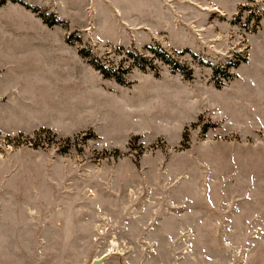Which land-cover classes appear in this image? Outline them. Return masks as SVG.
<instances>
[{
  "label": "rangeland",
  "instance_id": "374dc122",
  "mask_svg": "<svg viewBox=\"0 0 264 264\" xmlns=\"http://www.w3.org/2000/svg\"><path fill=\"white\" fill-rule=\"evenodd\" d=\"M263 22L264 0H0V70L53 79L0 97V264H264Z\"/></svg>",
  "mask_w": 264,
  "mask_h": 264
},
{
  "label": "crops",
  "instance_id": "0c3cea01",
  "mask_svg": "<svg viewBox=\"0 0 264 264\" xmlns=\"http://www.w3.org/2000/svg\"><path fill=\"white\" fill-rule=\"evenodd\" d=\"M263 26H264V22H263L262 28H263ZM3 38L6 40V42H3V45L8 46V48H7L8 50L5 51L7 55H10V54L23 55L24 54V53L23 54L19 53L20 51L19 50L16 51L14 49V47H13L15 44H17L20 41H12L11 40L12 37L8 38V37H4L3 36ZM24 67L21 66L19 68H15L14 66L9 65V66L2 67L3 69L0 70V97L8 95V100L10 101V103H16L17 101H20L19 98H21V97L19 96V93H21L22 90H23V89H21V82H20L22 80L32 79V80L35 81V83L40 82L42 87H44L45 85H52V80L53 79L51 80L48 77V75L46 73L47 71L43 72L38 67L37 68L39 70L35 69L36 66L34 64L32 66H30V67H28V66L25 67V68ZM46 67H47V65H46ZM12 69H13V71H12ZM9 70L12 72V74H7V72ZM39 72H41V73L39 74ZM60 83H62V81H60ZM32 92L38 93V90H35L33 88ZM21 103H26V102L24 100ZM70 103H71V106H72V107L68 108L69 109L68 112H69V114H71V115L68 116L70 118V121L68 122L69 118L65 117V115L63 113H62L63 115L61 114L60 117H59V120L67 121L68 122V126H70L71 123L73 125H75L76 121H77V117H80V115H81V112H80V110H81L80 101H75L74 100V101H70ZM58 109L59 110H63V108H61V107H59ZM71 109L74 110V111L71 112L70 111ZM3 112L4 111L0 108V119L2 117V113ZM74 112L77 113V114L74 115ZM51 126L56 129V126H53V125H51Z\"/></svg>",
  "mask_w": 264,
  "mask_h": 264
},
{
  "label": "trees",
  "instance_id": "16d2710c",
  "mask_svg": "<svg viewBox=\"0 0 264 264\" xmlns=\"http://www.w3.org/2000/svg\"><path fill=\"white\" fill-rule=\"evenodd\" d=\"M155 52H157V54L162 58V59H164L166 62H168V63H172V64H174V66L175 67H184V66H181L180 64H178L177 62H175L172 58H170L168 55H167V53L166 52H164L163 50L162 51H155ZM84 52H82V54H83ZM137 59H139L140 58V56L139 57H136ZM142 60H144L143 58H141ZM138 63H139V61H138ZM141 64V63H140ZM98 69H100L103 73H104V75H106V76H111L112 74V72L110 71V70H108L107 68H105V67H103L102 65H100V64H96L95 65ZM228 76V75H227ZM123 80L120 78V82H122ZM123 83V82H122Z\"/></svg>",
  "mask_w": 264,
  "mask_h": 264
},
{
  "label": "water",
  "instance_id": "95a60500",
  "mask_svg": "<svg viewBox=\"0 0 264 264\" xmlns=\"http://www.w3.org/2000/svg\"><path fill=\"white\" fill-rule=\"evenodd\" d=\"M95 264H98V262H96Z\"/></svg>",
  "mask_w": 264,
  "mask_h": 264
}]
</instances>
